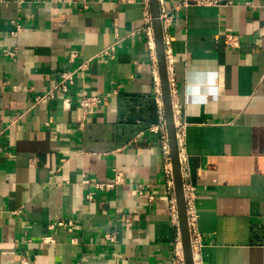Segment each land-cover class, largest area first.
<instances>
[{
	"label": "crops",
	"instance_id": "1",
	"mask_svg": "<svg viewBox=\"0 0 264 264\" xmlns=\"http://www.w3.org/2000/svg\"><path fill=\"white\" fill-rule=\"evenodd\" d=\"M179 1L159 10L172 15L165 56L196 264H264V0ZM142 16L116 0H0V264H168L177 228L149 129L159 78ZM112 44V58L92 59ZM62 71L68 90L34 102ZM84 89L106 96L85 117ZM113 168L124 182L112 190L82 182L111 181Z\"/></svg>",
	"mask_w": 264,
	"mask_h": 264
},
{
	"label": "built area",
	"instance_id": "2",
	"mask_svg": "<svg viewBox=\"0 0 264 264\" xmlns=\"http://www.w3.org/2000/svg\"><path fill=\"white\" fill-rule=\"evenodd\" d=\"M118 3L121 4H129V3H139L142 6L143 10V16H142V31L145 33L147 38V44L150 52V58L152 62L155 64L156 62V54H155V48H154V35H153V29H152V16L150 12V6H149V0H116ZM233 0H180L179 2H176L173 5V9H178L180 7H187L189 5H195V6H229L231 5ZM159 3H162V0H159ZM171 10H167L163 7L159 10V20L161 24V31H162V40L164 49H168L171 41V36L168 34V28L170 24L172 23V15L170 13ZM239 38L237 34H226L225 36V43L227 46L235 47L238 45ZM114 51V44L104 48L99 53H97L95 56H93L92 59L99 60L103 58L104 56H108L112 58ZM73 55H71L72 57ZM91 58L88 60L83 61L81 64L78 65L77 70L78 71H84L88 67L89 62L92 60ZM155 66V65H154ZM73 72L70 71H62L59 73V79L54 85L53 88L50 90L36 95L34 97V102H38L42 99L46 98H53L55 95V91L59 90L61 92H66L68 90V86L73 83ZM158 80V78H157ZM155 94L157 96V102L158 107L160 111V119L157 125L151 126L149 129L152 132H156L159 135L161 149H162V164H163V171L165 176L167 177V188L169 191L172 192L171 197V215L173 219V223L175 224L177 228V233L174 238L173 242V252L168 260V264H185L184 263V256H183V250H182V243H181V237L180 232L178 230V217H177V208H176V201L174 196V186H173V174H172V164H171V158H170V152H169V145H168V139H167V133L165 128V121L163 117V106H162V98H161V90L159 86V82L157 81V88L155 90ZM106 101V96L99 94L98 92H90L87 89L82 90L78 104L81 107L83 111V116L85 117L89 111L98 109L101 104ZM183 125L177 124L175 126V136L177 145L180 140V136L182 134ZM179 156V160H180ZM83 183H91L95 188H98L100 190H112L116 186L122 184L124 182V173L121 170H118L117 168H113V177L111 181L108 182H91L88 178L82 179ZM182 188H183V198L185 203V210H186V218H187V225L189 229L190 234V247H191V253H192V260L193 264H196V257L200 250L201 246V240L200 235L196 231L195 228V218H196V212L194 209V187L190 183H184L182 182ZM126 220V219H125ZM66 223L64 221H57L52 224H50V227L53 226H64ZM107 238L110 240H113L112 234H107ZM44 242L50 241L48 237L43 238ZM19 264H30L26 257H22L19 261Z\"/></svg>",
	"mask_w": 264,
	"mask_h": 264
},
{
	"label": "water",
	"instance_id": "3",
	"mask_svg": "<svg viewBox=\"0 0 264 264\" xmlns=\"http://www.w3.org/2000/svg\"><path fill=\"white\" fill-rule=\"evenodd\" d=\"M156 52L157 73L160 83L163 116L167 133L169 152L172 164L173 186L177 208L178 226L182 243L185 264H193L190 247V234L187 225L185 203L183 198L182 178L179 164L178 145L175 136V124L171 104L170 88L167 76L166 56L162 40L161 24L159 20L158 0H149Z\"/></svg>",
	"mask_w": 264,
	"mask_h": 264
}]
</instances>
